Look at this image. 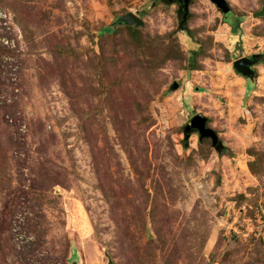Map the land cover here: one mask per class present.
<instances>
[{
    "label": "rangeland",
    "instance_id": "1",
    "mask_svg": "<svg viewBox=\"0 0 264 264\" xmlns=\"http://www.w3.org/2000/svg\"><path fill=\"white\" fill-rule=\"evenodd\" d=\"M226 2L0 0V264H264V0Z\"/></svg>",
    "mask_w": 264,
    "mask_h": 264
},
{
    "label": "water",
    "instance_id": "2",
    "mask_svg": "<svg viewBox=\"0 0 264 264\" xmlns=\"http://www.w3.org/2000/svg\"><path fill=\"white\" fill-rule=\"evenodd\" d=\"M176 1L180 4V6L183 7L185 11L187 10L189 0H176ZM210 2H212L215 5V7L218 8L224 16H226L230 12V7L228 6L226 0H210ZM252 16L255 18L264 17V6L257 12H254ZM114 24L115 25H118V24L132 25L133 24L135 26H141L142 20L132 13H126L125 15L116 19ZM260 58H261L260 54H253L249 57H240L234 60L233 67L239 74H241L245 78L250 79L254 75L251 67L254 64H256ZM192 131H196L198 133L200 140L202 138H209L215 150L217 152L221 151L222 143L218 139V136L216 135V133L211 128L206 126L205 117L201 115H195L188 122V124L184 128V132H186L188 136V134Z\"/></svg>",
    "mask_w": 264,
    "mask_h": 264
},
{
    "label": "trees",
    "instance_id": "3",
    "mask_svg": "<svg viewBox=\"0 0 264 264\" xmlns=\"http://www.w3.org/2000/svg\"><path fill=\"white\" fill-rule=\"evenodd\" d=\"M224 22H226L227 24H229L232 27V29H235L236 26H237L236 25L237 21L234 22L233 19L232 18H228L227 15H226V19L224 20Z\"/></svg>",
    "mask_w": 264,
    "mask_h": 264
},
{
    "label": "built area",
    "instance_id": "4",
    "mask_svg": "<svg viewBox=\"0 0 264 264\" xmlns=\"http://www.w3.org/2000/svg\"><path fill=\"white\" fill-rule=\"evenodd\" d=\"M5 18H6V14L4 13V11L0 7V25L5 24Z\"/></svg>",
    "mask_w": 264,
    "mask_h": 264
},
{
    "label": "flooded vegetation",
    "instance_id": "5",
    "mask_svg": "<svg viewBox=\"0 0 264 264\" xmlns=\"http://www.w3.org/2000/svg\"><path fill=\"white\" fill-rule=\"evenodd\" d=\"M262 58H264V55H262L260 59L262 60ZM260 59H259V60H260Z\"/></svg>",
    "mask_w": 264,
    "mask_h": 264
},
{
    "label": "crops",
    "instance_id": "6",
    "mask_svg": "<svg viewBox=\"0 0 264 264\" xmlns=\"http://www.w3.org/2000/svg\"><path fill=\"white\" fill-rule=\"evenodd\" d=\"M245 80H247V81H248L249 79H248V78H245Z\"/></svg>",
    "mask_w": 264,
    "mask_h": 264
}]
</instances>
